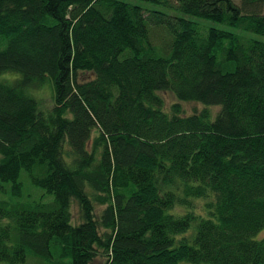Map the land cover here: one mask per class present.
<instances>
[{"label":"trees","instance_id":"obj_1","mask_svg":"<svg viewBox=\"0 0 264 264\" xmlns=\"http://www.w3.org/2000/svg\"><path fill=\"white\" fill-rule=\"evenodd\" d=\"M263 231L264 0H0V264H264Z\"/></svg>","mask_w":264,"mask_h":264},{"label":"rangeland","instance_id":"obj_2","mask_svg":"<svg viewBox=\"0 0 264 264\" xmlns=\"http://www.w3.org/2000/svg\"><path fill=\"white\" fill-rule=\"evenodd\" d=\"M235 1L239 2L240 0H235ZM13 77L17 78V75L13 74ZM2 78L6 79L7 77L6 75H3ZM51 94H52L51 88L48 84H46L42 87L40 91L36 92L35 96L40 101L42 100V102L45 105H49V107H51L52 105V99H51L52 95ZM161 95L165 100V105L168 110L171 108L173 104L179 103L177 99L175 98V96L170 93H161ZM180 104L182 106L183 111L187 115H191L195 112H201L204 109V106L199 103H180ZM210 110L213 115H216L219 112L218 107H212L210 108ZM23 181L25 183V189H26L25 193L26 194L30 192L33 195V197H36L41 192V190L33 187L31 183L26 180V176L23 177ZM102 209L103 208L97 207V210H96L97 215L101 213ZM73 213L75 217L74 219L75 220L78 219L79 218V208L77 206H74ZM260 237H264V231L261 233ZM257 238H259V236H257ZM92 264H104V259L102 257H98L93 261Z\"/></svg>","mask_w":264,"mask_h":264}]
</instances>
